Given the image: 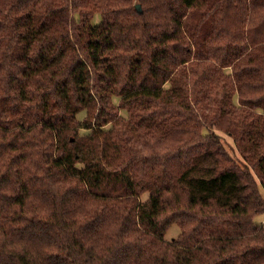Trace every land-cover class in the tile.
<instances>
[{
	"label": "trees",
	"instance_id": "obj_1",
	"mask_svg": "<svg viewBox=\"0 0 264 264\" xmlns=\"http://www.w3.org/2000/svg\"><path fill=\"white\" fill-rule=\"evenodd\" d=\"M259 185L264 0H0V264H264Z\"/></svg>",
	"mask_w": 264,
	"mask_h": 264
},
{
	"label": "rangeland",
	"instance_id": "obj_2",
	"mask_svg": "<svg viewBox=\"0 0 264 264\" xmlns=\"http://www.w3.org/2000/svg\"><path fill=\"white\" fill-rule=\"evenodd\" d=\"M100 20V14L99 13H95L91 19L92 23H98ZM225 72H228L229 71V68H224L223 69ZM112 102L114 104H117L118 103V98H112ZM232 102L235 104V105H238V102H237V94H233L232 95ZM120 113L124 116H126V112L122 109H120ZM84 115V112H80L78 117L81 119V117H83ZM106 127L108 125H105ZM221 128V127H220ZM212 130H214L216 132V134L218 135V138L220 139V141H222L223 145L225 146V148H227L228 152L231 154V156L234 158V160H236L238 163L242 164V163H245L243 158L241 157L238 149H237V146H236V143L234 142L233 140V137L230 136L229 134L223 132V130H219L217 128H211ZM221 129H224V128H221ZM81 133H87L89 132V130L87 129H81L80 130ZM250 167V166H249ZM259 191L262 195V197L264 198V190L263 188L259 185ZM147 194L148 192H144L141 194L140 196V199L142 201L145 200V198L147 197ZM254 222L257 223L258 225H260L262 228H263V232H264V214H258L256 216H254L253 218ZM179 225L176 223V222H173L170 224V226L167 228L166 232H165V238L167 240H170L171 238H175L178 233H179Z\"/></svg>",
	"mask_w": 264,
	"mask_h": 264
},
{
	"label": "water",
	"instance_id": "obj_3",
	"mask_svg": "<svg viewBox=\"0 0 264 264\" xmlns=\"http://www.w3.org/2000/svg\"><path fill=\"white\" fill-rule=\"evenodd\" d=\"M136 6H138V4H136Z\"/></svg>",
	"mask_w": 264,
	"mask_h": 264
}]
</instances>
